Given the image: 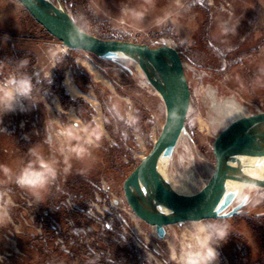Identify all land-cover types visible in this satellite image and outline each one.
Segmentation results:
<instances>
[{
	"label": "rangeland",
	"instance_id": "374dc122",
	"mask_svg": "<svg viewBox=\"0 0 264 264\" xmlns=\"http://www.w3.org/2000/svg\"><path fill=\"white\" fill-rule=\"evenodd\" d=\"M50 1H59L72 19L76 11L105 39L140 44L168 39L176 45L192 101L184 131L164 168L177 190L196 193L213 170L215 137L232 120L253 114L254 106L264 111V0ZM56 46L64 47L19 3L0 0V79L11 72L27 73L33 79L34 96L47 101L28 111L18 108L0 122L3 264H82L78 250L94 262L125 264L98 242L106 233L140 264H165L172 234L156 238L154 228L131 213L122 192L124 178L149 152L161 130L164 105L133 61L107 62L68 49L62 62L52 68L49 50ZM80 58L93 64L105 84L93 81L80 67L72 69ZM21 60L28 61L22 69L18 67ZM66 68L85 84L84 97L73 98L66 91L62 83ZM58 103L62 112L57 110ZM75 121L81 122L76 133L80 139L71 144H84L88 155L82 160L73 157L65 174L61 152L68 140L58 137V130ZM97 129L103 132L99 141L86 145L84 137L88 139ZM33 147L46 159L59 162L57 179L42 194L41 202L14 182L32 159ZM4 167L11 170V178ZM243 200L237 215L214 219L232 230L218 249V264H264V189L245 187L232 207ZM76 217L84 218V224H78ZM118 217L126 219L133 232L125 233ZM185 225L174 233L178 235ZM132 235L147 237L157 254L140 251Z\"/></svg>",
	"mask_w": 264,
	"mask_h": 264
},
{
	"label": "water",
	"instance_id": "95a60500",
	"mask_svg": "<svg viewBox=\"0 0 264 264\" xmlns=\"http://www.w3.org/2000/svg\"><path fill=\"white\" fill-rule=\"evenodd\" d=\"M32 19L65 48L96 58L133 61L161 99L165 118L149 152L124 178L122 192L134 217L154 228L164 239V227L200 220L224 219L237 215L245 204H233L238 197L232 188L245 185L264 189V113L239 117L214 139V167L205 184L194 194L176 193L165 173L185 127L190 91L176 45L161 39L154 44L102 39L81 30L62 7L50 0H15ZM163 65L166 77L161 78ZM230 209L228 212L227 210Z\"/></svg>",
	"mask_w": 264,
	"mask_h": 264
},
{
	"label": "clouds",
	"instance_id": "9594fccd",
	"mask_svg": "<svg viewBox=\"0 0 264 264\" xmlns=\"http://www.w3.org/2000/svg\"><path fill=\"white\" fill-rule=\"evenodd\" d=\"M67 52L68 49L62 46L50 48L49 57L52 68L62 62ZM27 63V60H21L18 67L22 69ZM77 63L87 70L86 64L80 61ZM47 75L45 73L46 77ZM34 90L32 77L24 72H11L6 78L0 79V122L5 115L15 112L18 108L21 111H28L39 104L46 105V99L44 97L37 99L34 96ZM22 102H27V106H24ZM29 103H31V107L28 106ZM57 110L63 111L59 103ZM80 124V121H75L73 125L65 128L62 132V135L68 140L66 149H62L61 152L64 156L65 174L71 170L70 161L73 157L82 160L88 155V148L84 144L75 146L71 144L72 140L80 139L75 131L80 127ZM83 131L87 132L88 128L85 127ZM102 135V130L97 129L89 134L85 143L91 145L94 140L99 141ZM29 151L32 159L19 174L15 175L14 182L19 188L31 192L37 202H41L42 194L57 179L59 162L54 158L46 159L37 147L31 148ZM64 152L67 154L65 155ZM3 171L11 178L9 168L4 167ZM3 224L4 220L0 219V227ZM231 233V226L218 220L189 222L178 235L173 234V241L168 244L169 261H166L165 264H218L220 255L218 249L227 241ZM0 264H3V257H0Z\"/></svg>",
	"mask_w": 264,
	"mask_h": 264
},
{
	"label": "trees",
	"instance_id": "16d2710c",
	"mask_svg": "<svg viewBox=\"0 0 264 264\" xmlns=\"http://www.w3.org/2000/svg\"><path fill=\"white\" fill-rule=\"evenodd\" d=\"M72 14H73V19H74L75 24L81 30H83L84 32L89 33L91 35H94L98 38L105 39L98 30L90 27L87 20L82 19V17L78 16L76 11L73 12ZM105 61H107V60H105ZM107 62H109V61H107ZM74 220L80 225L84 224V218L76 217V218H74ZM97 240L100 244H102L104 246L106 245L107 248L110 249V251L113 252L114 255L120 256L123 260V263H125V264H140L134 255L128 254V252H126L123 249H120L118 246L115 245V243L112 241V235L111 234L106 233L105 237L99 238V239L97 238ZM77 254L80 258V263H82V264H108V263H103V262L92 261L91 259L85 257L81 250H78ZM55 256H57V255H55ZM62 256L64 257V255H62Z\"/></svg>",
	"mask_w": 264,
	"mask_h": 264
},
{
	"label": "crops",
	"instance_id": "0c3cea01",
	"mask_svg": "<svg viewBox=\"0 0 264 264\" xmlns=\"http://www.w3.org/2000/svg\"><path fill=\"white\" fill-rule=\"evenodd\" d=\"M70 50V49H69ZM68 54V53H67ZM66 54V55H67ZM77 61H80L84 64L87 65V70L84 67H81L79 63H77ZM74 65H72V69H77V67H80L82 70H86V72L92 76L93 81L95 82H99L101 84H105L106 80L103 78L102 74L100 72H98V70L93 66V64L88 60H84V59H75ZM72 69L71 68H66L65 70V76L63 79V85H65V89L67 88V92L70 96H72L73 98L75 97H84L82 94V90L85 86V84H83V82L80 80V78L78 79V77H76V73L75 76L72 73ZM66 81H67V85H66ZM94 104L95 101H94ZM100 118V112H97V119Z\"/></svg>",
	"mask_w": 264,
	"mask_h": 264
},
{
	"label": "built area",
	"instance_id": "2783aa9c",
	"mask_svg": "<svg viewBox=\"0 0 264 264\" xmlns=\"http://www.w3.org/2000/svg\"><path fill=\"white\" fill-rule=\"evenodd\" d=\"M188 87H189V85H188ZM191 101H192V94L190 93V102ZM189 108H190V106H189ZM257 113H264V111H262L258 106H254V113L253 114H257ZM75 131H76L77 134H79L77 132V129ZM62 132H63V130H58V137H64V135H62ZM86 140H87V138L84 137V141H86ZM86 145H88V144H86ZM117 220L121 224L122 229H123V231L125 233L129 234V233L133 232L132 229L129 226V222L126 219L118 217ZM185 224L186 223H179V224H175V225H170V226L164 227V230H165V237L164 238L167 239V237L169 236V233H171L172 236H173V234H175L174 233L175 232V228L181 227V226H183ZM155 237L158 238L156 236V233H155ZM132 239H133V242H134L135 246L140 251H142L143 253L148 254V255L151 256L152 250H153L154 251L153 255L157 254V250L155 248H153V249L151 248L152 247L151 246V242H150V240L147 239V237H140L139 235H135V236L132 235ZM242 247H243V251H245V247L244 246H242Z\"/></svg>",
	"mask_w": 264,
	"mask_h": 264
},
{
	"label": "bare ground",
	"instance_id": "6f19581e",
	"mask_svg": "<svg viewBox=\"0 0 264 264\" xmlns=\"http://www.w3.org/2000/svg\"><path fill=\"white\" fill-rule=\"evenodd\" d=\"M135 65H136V64H135ZM136 68H137L138 70H140V69L138 68L137 65H136ZM159 74H160V77H161L162 79L166 77V71H165V67H164L163 65L160 66ZM142 75H143V74H142ZM234 120H235V119H234ZM232 121H233V120H232ZM258 177H259V178H264V172H261V173L258 175ZM170 186H171V188H172L176 193H178V194H182V195H186V194H183L181 191L177 190L176 187H174L173 185L170 184ZM245 187H250V188H251V186L238 185V186H234L232 189H233L234 191H236L237 194H239V193L242 192V190H243ZM182 191H183V190H182ZM184 193H185V192H184ZM187 195H189V194H187Z\"/></svg>",
	"mask_w": 264,
	"mask_h": 264
}]
</instances>
